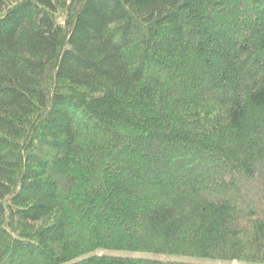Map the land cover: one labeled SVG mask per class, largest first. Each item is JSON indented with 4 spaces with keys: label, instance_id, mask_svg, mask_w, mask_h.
<instances>
[{
    "label": "trees",
    "instance_id": "1",
    "mask_svg": "<svg viewBox=\"0 0 264 264\" xmlns=\"http://www.w3.org/2000/svg\"><path fill=\"white\" fill-rule=\"evenodd\" d=\"M0 264H264V0H0Z\"/></svg>",
    "mask_w": 264,
    "mask_h": 264
},
{
    "label": "rangeland",
    "instance_id": "2",
    "mask_svg": "<svg viewBox=\"0 0 264 264\" xmlns=\"http://www.w3.org/2000/svg\"><path fill=\"white\" fill-rule=\"evenodd\" d=\"M99 214H101V212Z\"/></svg>",
    "mask_w": 264,
    "mask_h": 264
}]
</instances>
